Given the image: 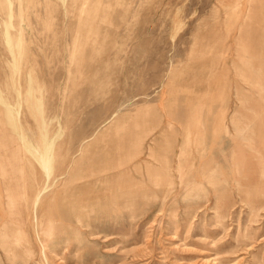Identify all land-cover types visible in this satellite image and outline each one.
Here are the masks:
<instances>
[{"label": "rangeland", "instance_id": "obj_1", "mask_svg": "<svg viewBox=\"0 0 264 264\" xmlns=\"http://www.w3.org/2000/svg\"><path fill=\"white\" fill-rule=\"evenodd\" d=\"M0 264H264V0H0Z\"/></svg>", "mask_w": 264, "mask_h": 264}, {"label": "bare ground", "instance_id": "obj_2", "mask_svg": "<svg viewBox=\"0 0 264 264\" xmlns=\"http://www.w3.org/2000/svg\"><path fill=\"white\" fill-rule=\"evenodd\" d=\"M72 164V163H71ZM247 169L249 170V168L247 167ZM175 171V170H174ZM249 171H246V174L248 173ZM66 176H67V174H66ZM179 184V183H178ZM237 184H239V180H237ZM179 186V185H178ZM47 190V189H46ZM45 192V191H44ZM47 192V191H46ZM40 194L42 195V193H39V195L37 196V198H36V200H35V204H37L38 203V200H39V197H40ZM251 197V196H250ZM33 204H34V201L32 202ZM34 216H35V214H34ZM35 218V217H34Z\"/></svg>", "mask_w": 264, "mask_h": 264}]
</instances>
